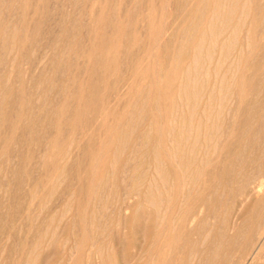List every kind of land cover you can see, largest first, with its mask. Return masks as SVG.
Returning <instances> with one entry per match:
<instances>
[{"label": "rangeland", "instance_id": "rangeland-1", "mask_svg": "<svg viewBox=\"0 0 264 264\" xmlns=\"http://www.w3.org/2000/svg\"><path fill=\"white\" fill-rule=\"evenodd\" d=\"M232 2L0 0V264H264V0Z\"/></svg>", "mask_w": 264, "mask_h": 264}, {"label": "bare ground", "instance_id": "bare-ground-1", "mask_svg": "<svg viewBox=\"0 0 264 264\" xmlns=\"http://www.w3.org/2000/svg\"><path fill=\"white\" fill-rule=\"evenodd\" d=\"M210 1H211V0H210ZM222 1H223V0H222ZM215 3H216V2H215ZM222 3H225V2H221L220 4H222ZM232 3H233V2H232V0H231V4H232ZM236 3H237V1H236ZM218 4H219V3H218ZM220 4H219V5H220ZM216 5H217V4H216ZM220 6H221V5H220ZM227 6H228V5H227ZM227 6H226V7H227ZM235 6H236V5H235ZM243 7H244V6H242V8H243ZM227 8H228V7H227ZM231 8H232V7H231ZM231 8H230V9H231ZM244 8H245V7H244ZM217 9H219V8H217ZM233 9H235V8H233ZM242 10H243V9H242ZM227 11H228V9H227ZM230 12H231V13L234 12V14H235V11H230ZM214 13H215V12H214ZM228 13H229V12H228ZM217 14H218V11H217ZM217 14L215 13L214 15L216 16ZM212 15H213V14H212ZM227 15H228V14H227ZM227 15H226V17H227ZM229 15H230V14H229ZM242 15H243V13H241V16H242ZM244 15H245V14H244ZM211 17H212V16H211ZM228 17L230 18V16H228ZM232 17H233V16H232ZM212 18H213V17H212ZM212 18H210V19L212 20ZM233 19H234V18H233ZM237 19H238V18H237ZM229 20H230V19H228V23H230ZM231 20H232V18H231ZM223 21H224V20H223ZM234 21H235V20H233V22H234ZM236 21H237V20H236ZM228 23H225V24H228ZM210 24H211V23H210ZM233 24H234V23H233ZM237 25H238V24H237ZM221 26H222V25H221ZM238 26H239V25H238ZM233 27H234V26H233ZM212 28H213V26H212ZM238 28H239V27H238ZM208 29H210V28L208 27ZM231 29H232V28H231ZM206 30H207V29H206ZM219 30H220V29H219ZM203 31H204L203 33H205V30H203ZM211 31H212V30H211ZM206 32H207V31H206ZM213 32H214V30H213ZM234 32H235V31H234ZM201 33H202V32H201ZM207 33H208V32H207ZM209 33H210V32H209ZM215 33H216V32H215ZM219 33L221 34L220 31H219ZM223 33H225V31H224ZM211 34H212V33H211ZM211 34H210V35H211ZM220 34H219V35H220ZM213 35H214V34H213ZM213 35H211V36H209V37H212ZM216 35H217V34H216ZM219 35H218V36H219ZM221 35H222V34H221ZM223 36H224V35H223ZM201 37L203 38L204 36H201ZM215 37H217V36H215ZM224 37H225V36H224ZM213 38H214V37H213ZM227 38H229V36H228ZM217 39H218V37H217L215 40H217ZM215 43H216V41H215ZM222 43H223V42H222ZM210 44H211V43H210ZM195 46H196V45H195ZM201 46H202V45H201ZM216 46H217V45H216ZM199 47H200V44H199ZM201 48H202V47L199 48V51L201 50ZM212 48H214V46H213ZM207 51H209V50H207ZM197 52H198V51H197ZM209 52H210V51H209ZM208 55H209V54H208ZM207 57L209 58V56H207ZM210 58H211V56H210ZM230 65H231V62H230ZM230 65H229V67H230ZM195 66H196V65H195ZM230 68H231V67H230ZM230 68H229V69H230ZM229 69H228V70H229ZM175 70H176V69L174 68L173 72H174ZM175 72H177V70H176ZM172 76H173V75H172ZM231 76H232V75H231ZM234 76H235V75H234ZM234 76H233V77H234ZM231 78H232V77H231ZM233 79H235V78H233ZM166 85H167V84H166ZM167 86L169 87V85H167ZM233 86H234V85H233ZM185 88H187V87L185 86ZM238 90H239V88H238ZM236 92H237V91H236ZM239 92H240V91H239ZM240 93H241V92H240ZM233 102H234V101H233ZM263 109H264V108H263ZM258 112H259V111H258ZM261 112H262V111H261ZM262 115H263V113H262ZM262 115H261V116H262ZM234 116H235V115H234ZM257 119H258V118H257ZM263 119H264V118H261V121H262ZM258 121H259V120H258ZM233 123H234V122H233ZM254 123H255V122H254ZM256 123H257V124H255V126H256V125H259L258 122H256ZM248 124H249V123H248ZM249 125H251V124H249ZM253 125H254V124H253ZM260 125H262V124L260 123ZM256 127H257V126H256ZM261 127H262V126H261ZM257 128H259V127H257ZM251 129H253V128H251ZM252 131L254 132V130H252ZM260 131H261V130H260ZM260 131H259V132H260ZM262 131H263V130H262ZM181 134H182V133H181ZM250 135H251V134H250ZM253 137L255 138L256 136L253 135ZM258 137H259V136H258ZM257 141H258V138H257ZM254 142H255V141H254ZM254 142H253V143H254ZM253 143H251V144L253 145ZM255 143H256V142H255ZM255 143H254V144H255ZM257 144H258V143H257ZM257 144H256V145H257ZM252 148H253V147H252ZM256 148H257V147H256ZM255 161H256V160H255ZM186 162H187V161H186ZM178 164H179V163H178ZM180 164H181V163H180ZM186 164H187V163H186ZM257 166H258V165H257ZM253 167H254V166H253ZM261 167H262V166H261ZM254 169H255V168H254ZM261 169H263V168H261ZM258 170H259V169H258ZM250 171H251V170H250ZM253 171H254V170H253ZM258 172H260V171H258ZM261 172H263V171H261ZM251 173H253V172H250L249 174H251ZM256 173H257V171H256ZM256 173H255V174H256ZM258 174H259V173H258ZM263 174H264V173H263ZM244 175H245V174H243V176H244ZM241 176H242V175H241ZM248 176H249V175H248ZM244 177H245V176H244ZM253 177H254V176H253ZM262 177H264V176H262ZM262 177H261V179H262ZM248 179H249V177H248ZM184 180H185V179H184ZM244 180H245V179H244ZM253 180H257V179L252 178V181H253ZM176 181H178V182L180 183L179 180H176ZM241 181H242V179H241ZM263 181H264V180H263ZM249 182H251V181H249ZM256 182L258 183V181H256ZM181 183H182V182H181ZM181 183H180V184H181ZM174 184H175V183H174ZM255 184H256V183H255ZM176 185H177V184H176ZM176 185H175V186H176ZM184 185H185V184L182 183V186H184ZM251 185L253 186V184H250V186H251ZM262 185H263V183L260 181L256 186H257L258 188H259V187L262 188ZM178 186H179V185H178ZM245 186H246V184H245ZM247 186H248V185H247ZM252 186H251V188H252ZM254 186H255V185H254ZM263 186H264V185H263ZM238 188H239V186H238ZM244 188H245V187H244ZM239 189H240V188H239ZM237 190H238V189H237ZM251 190H252V189H251ZM255 190H256V189H255ZM262 190H263V189H262ZM258 191H259V190H258ZM246 192H248V191H246ZM260 192H261V191H260ZM240 193H241V192H240ZM263 193H264V192H263ZM254 194H255V193H254ZM261 194H262V193H261ZM246 195H247V194H246ZM259 195H260V194H259ZM240 196H241V195H240ZM261 196H262V195H261ZM246 197H247V196H246ZM124 207L126 208L127 206H124ZM160 208H161V207H160ZM157 211H158V210H157ZM157 215H158V214H157ZM161 216H162V215H161ZM156 217H158V216H156ZM164 218H166V217H164ZM191 219H192V218H191ZM160 220L162 221L163 219H160ZM160 220H159V221H160ZM161 221H160V222H161ZM155 222H156V220L154 221V223H155ZM162 222H163V221H162ZM162 222H161V223H162ZM164 222H165V221H164ZM158 224H159V223H158ZM158 224L156 223V225H158ZM160 225H162V224H159V226H160ZM159 226H158V227H159ZM162 227H163V226H162ZM152 228H153V226H152ZM159 228H160V227H159ZM153 231H154V230H153ZM258 253H259V252H258ZM252 256H253V255H252ZM256 256H257V255H256ZM260 256H261V255H260Z\"/></svg>", "mask_w": 264, "mask_h": 264}]
</instances>
